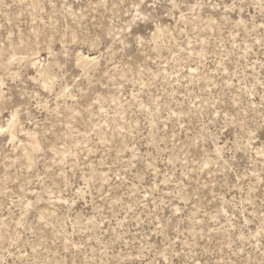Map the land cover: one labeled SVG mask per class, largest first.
Instances as JSON below:
<instances>
[{
  "label": "rangeland",
  "instance_id": "1",
  "mask_svg": "<svg viewBox=\"0 0 264 264\" xmlns=\"http://www.w3.org/2000/svg\"><path fill=\"white\" fill-rule=\"evenodd\" d=\"M0 264H264V0H0Z\"/></svg>",
  "mask_w": 264,
  "mask_h": 264
},
{
  "label": "bare ground",
  "instance_id": "2",
  "mask_svg": "<svg viewBox=\"0 0 264 264\" xmlns=\"http://www.w3.org/2000/svg\"><path fill=\"white\" fill-rule=\"evenodd\" d=\"M84 59L88 60L90 57L88 55H85Z\"/></svg>",
  "mask_w": 264,
  "mask_h": 264
}]
</instances>
